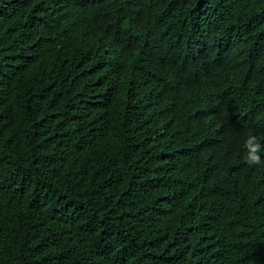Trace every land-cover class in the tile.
<instances>
[{
	"label": "trees",
	"instance_id": "trees-1",
	"mask_svg": "<svg viewBox=\"0 0 264 264\" xmlns=\"http://www.w3.org/2000/svg\"><path fill=\"white\" fill-rule=\"evenodd\" d=\"M247 135L264 0H0V264H264Z\"/></svg>",
	"mask_w": 264,
	"mask_h": 264
},
{
	"label": "clouds",
	"instance_id": "clouds-1",
	"mask_svg": "<svg viewBox=\"0 0 264 264\" xmlns=\"http://www.w3.org/2000/svg\"><path fill=\"white\" fill-rule=\"evenodd\" d=\"M243 160L249 168L264 164L261 153L264 152V143L255 135H247L243 142Z\"/></svg>",
	"mask_w": 264,
	"mask_h": 264
}]
</instances>
